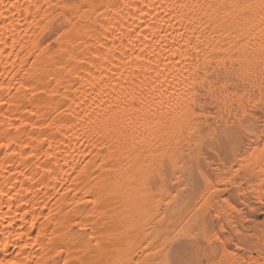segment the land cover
Listing matches in <instances>:
<instances>
[{
	"label": "snow or ice",
	"instance_id": "obj_1",
	"mask_svg": "<svg viewBox=\"0 0 264 264\" xmlns=\"http://www.w3.org/2000/svg\"><path fill=\"white\" fill-rule=\"evenodd\" d=\"M124 9L132 13L127 31H123L124 17L120 15ZM113 10L120 17L115 24L108 17ZM18 14L27 25L25 35L39 29L40 39L30 47L23 37L15 39ZM102 16L104 22H100ZM0 29L11 31L7 38L11 47L22 50L15 52L14 60L9 52L11 68L5 61L9 80L0 82V91L7 87L11 96L14 88L16 97L27 101L26 112L36 99L54 100L62 95L52 90V83L56 89L64 87V80L88 63L83 57L91 50L96 60L108 65L97 69L109 73L98 81L101 92L111 87L106 95L115 96L119 103L136 102L137 111L156 107L178 113L167 125L168 139L162 141L166 146L153 153L148 168L141 169L146 196L140 219L128 227H121L114 216L109 219L107 189L89 186L87 181L90 164L96 163L99 170L105 161H90L79 168L73 184L79 191L84 183L85 194L91 193L93 199L76 203L89 204L91 215L104 220L105 227L97 229L99 221L83 223L73 217L46 264H264V218L256 216L257 212L264 215V0H218L215 4L200 0H114L109 4L97 0H0ZM118 29L120 34L112 43L120 39L122 48L126 40L128 51L121 53V63L113 65L115 48L101 58L84 37H95L99 49H104L100 41H107ZM170 36L172 44L167 43ZM0 45V53L9 47L2 31ZM157 48L172 57H165L163 67ZM132 64L140 72L154 73L146 92L137 86H130L129 91L126 79L120 83L121 69L128 71ZM5 103L0 98V104ZM105 104L108 101L101 100V106ZM58 107L60 117L65 112L71 115L70 109ZM112 107L118 104L110 105L106 112ZM36 114L30 113L32 117ZM86 119L89 125L95 124L97 132L107 126L92 122L89 113L79 117L82 125ZM57 123L54 117L46 127L62 133L64 126L57 128ZM91 130L86 128L85 135ZM6 147L0 143V148ZM101 147L107 151L111 146ZM65 191L72 194L73 189ZM157 194L160 199L155 198ZM0 196L8 193L0 190ZM193 200L194 211L185 218L184 209ZM29 246L20 245L21 249ZM7 247L6 239L5 250ZM257 248L258 256L247 254ZM241 252L245 254L241 256ZM0 264H17V259L0 258Z\"/></svg>",
	"mask_w": 264,
	"mask_h": 264
},
{
	"label": "bare ground",
	"instance_id": "obj_2",
	"mask_svg": "<svg viewBox=\"0 0 264 264\" xmlns=\"http://www.w3.org/2000/svg\"><path fill=\"white\" fill-rule=\"evenodd\" d=\"M20 2L23 3L24 0ZM97 2L109 4L114 0H97ZM163 2L168 3L170 0H163ZM200 2L215 4L218 0H200ZM120 15L124 17L123 31H127L128 17L132 13L124 9ZM108 17L112 18L113 24L120 19L115 16V10L109 12ZM17 20L19 23L13 26L16 33L15 39L19 41L23 37L25 44L30 47L40 39L39 29L35 28L32 33L25 35L23 29L27 25L19 14ZM104 21L105 17L102 16L100 22ZM105 27H108L107 23ZM0 31L3 32L9 45L4 52L0 53V82L7 83L9 77L5 71V61L8 62L9 68L12 66L8 54L12 52L14 60L15 52L22 50H14L11 47L12 41L7 39L12 35L11 31L4 29ZM171 31L172 29H169V32ZM119 34L118 29L107 41L101 40L100 42L105 44L104 49H99L95 37L89 39L86 35L84 41L91 45L101 58L109 48H115L113 60L115 65L121 63V53L128 51L126 40L122 48L120 39H116L115 44L112 43V38ZM89 35L92 34L89 33ZM167 43L172 44L171 36ZM136 47L138 50L139 44ZM176 48L177 46L173 45V50ZM156 51L160 54L161 67L164 66L165 57L172 59L169 52L162 51L160 48ZM83 58L87 59L88 63L73 72L70 78L65 79L64 87L56 89L55 83H52V90H57L62 95L54 100L36 99L28 105V112L24 107L27 101L17 98L14 88L11 96L7 87L0 91V98L7 101L5 104H0V143L7 145L6 148H0V190L8 193V196H0V258L17 259V264H46L47 259L53 254L54 246L61 241V234L65 231L66 223L73 217H78L83 223L99 221L96 223L97 229L105 227L104 220L91 215L92 207L89 204L76 203L81 199L85 201L93 199L91 193L85 194L87 188L84 183L80 184L79 191L73 184V177L79 172V168L90 161H105L104 167L99 170L96 163L90 164L87 171L91 175L87 181L89 186L101 185L107 189L108 199L105 207L110 209L109 219L114 216L121 227H128L138 221L143 214L146 193L140 181L141 169L148 168L153 153L162 151L166 146L162 141L168 139L167 125L178 113H171V109L156 107L150 110L145 107L137 111L138 104L131 100L119 103L115 96L106 95L112 92L111 87L101 92L102 86L98 83L101 76L106 78L109 73L98 72L97 69H107L108 65L104 64L102 59L96 60L91 50L87 51ZM123 59L126 61L127 56L125 55ZM145 59L147 60V54ZM153 59L155 60L156 57ZM175 59L179 60L180 56L177 55ZM94 61L95 67H93ZM121 71L124 75L120 83H125L126 79V88L129 91L130 86H137L144 88L146 92L145 86H151L154 73L140 72L136 64L130 65L128 71L123 68ZM117 75L119 76L120 73ZM112 84H116V81L113 80ZM101 100H107L108 104L101 106ZM117 104L118 107H112L106 112L110 105ZM58 105L64 109H70L71 115L65 112L60 117ZM32 111H36L35 117L30 115ZM85 113L91 114L92 122L107 126L97 132L95 124L89 125L87 119L82 125L79 117ZM98 115L99 121H97ZM54 117L59 120L57 128L64 126L62 133H58L55 128L46 127ZM24 121L28 123H22ZM68 125H74V127L69 128ZM88 127L92 130L85 135ZM102 144L111 147L105 151L101 147ZM24 145H28V148L24 149ZM252 147L256 148L257 145L254 143ZM30 152L33 155H29ZM109 157H111L110 160ZM37 164L39 168L36 167ZM46 170H51V174ZM70 187L73 189L72 194H67L65 190ZM153 191L155 192V189ZM155 198L160 199V194H157ZM176 214L180 215V212L177 210ZM109 227H114V224ZM9 233H11L10 237ZM38 233L40 236L37 240ZM6 239L8 240L7 250H5ZM33 240L36 242L32 243ZM23 243H29V248L21 249L20 245ZM65 258L69 257L65 255ZM72 258H76L75 254Z\"/></svg>",
	"mask_w": 264,
	"mask_h": 264
},
{
	"label": "rangeland",
	"instance_id": "obj_3",
	"mask_svg": "<svg viewBox=\"0 0 264 264\" xmlns=\"http://www.w3.org/2000/svg\"><path fill=\"white\" fill-rule=\"evenodd\" d=\"M181 204L183 203V200H181L180 202ZM194 204H195V201L193 200L191 202V204L189 205V207L185 208L184 209V212L186 211V216L185 218H187V216H190L192 214V212L194 211ZM177 208H179V205H177ZM256 216L260 217V218H264V215H262L261 213H256ZM242 227H247V225H242ZM231 250V249H230ZM245 253L244 252H241L240 255L243 256ZM247 254L250 255V256H258L259 255V249L257 248L255 252H253L252 250H248L247 251ZM217 259H219V257H217Z\"/></svg>",
	"mask_w": 264,
	"mask_h": 264
}]
</instances>
